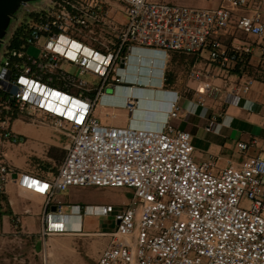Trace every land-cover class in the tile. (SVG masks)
<instances>
[{
    "label": "built area",
    "instance_id": "built-area-1",
    "mask_svg": "<svg viewBox=\"0 0 264 264\" xmlns=\"http://www.w3.org/2000/svg\"><path fill=\"white\" fill-rule=\"evenodd\" d=\"M36 1L42 3L38 8L20 5L24 17L8 27L0 44V197L14 182L19 196L37 202L44 240L68 232L104 238L96 264H264V157H247L218 172H213L215 160L197 164L190 133L168 122L179 114L180 95L168 103L159 130L106 126L92 116L99 101L111 99L125 82L134 48L166 57L207 51L223 69L246 66L253 46L227 49L219 39L233 25L257 42L263 60L261 12L233 23L234 11L245 9L248 0H220L216 8L166 0ZM202 76L190 73L202 97H217L218 89L200 81ZM252 83L247 79L235 92L246 93ZM124 106L133 110L135 102L127 98ZM17 124L51 128L69 139L50 178L41 176L38 166L19 173L11 163L8 154L27 143ZM215 124L209 119L205 130ZM248 147L240 145L243 151ZM45 157L46 151L37 159L45 162ZM72 187L126 188L132 196L121 209L73 205L65 213L58 195ZM83 217H112L116 226L85 232Z\"/></svg>",
    "mask_w": 264,
    "mask_h": 264
},
{
    "label": "crops",
    "instance_id": "crops-1",
    "mask_svg": "<svg viewBox=\"0 0 264 264\" xmlns=\"http://www.w3.org/2000/svg\"><path fill=\"white\" fill-rule=\"evenodd\" d=\"M172 3L175 0H166ZM210 7L220 5L210 2ZM258 9L264 22V7L261 0H248L245 9H239L233 13V23L243 15L251 14ZM121 20L122 17L118 15ZM223 47L253 46V53L246 66L223 69L208 58L207 51L200 55H183L170 53L168 57L158 51L134 48L129 58V67L124 71L125 82L114 89L115 97L101 99L95 106L98 111L106 116L114 117L117 124L108 126H131L137 128L161 129L165 123L168 111V103L177 99L180 95V111L176 118L170 119L169 124L179 130L190 133L194 147L193 159L197 164L215 160L213 172L233 164L239 165L245 158L264 157V64L257 42L240 33L233 25L219 35ZM68 71L75 73L76 69L64 66ZM197 70L203 76L200 81L208 82L219 91L217 97H202L199 93V82L190 78V73ZM253 83L246 93L235 92V88L242 86L247 79ZM86 79L95 81L92 75ZM132 98L135 102L134 109L124 106V101ZM92 111V116H93ZM94 117V116H93ZM99 123L98 118L94 117ZM215 118L216 124L210 132L205 130L209 119ZM101 124V123H100ZM37 131L42 141L37 149L22 145L8 154L11 163L19 173H26L32 168H40V174L44 178L54 175L66 153L69 141L63 145L48 144L44 135L52 132L51 128H35L31 125H16V130L25 135L26 130ZM64 137V136H63ZM66 138V137H64ZM255 141V144H252ZM249 145L247 150H241V144ZM46 151V161L37 158ZM49 160V161H47ZM96 187H72L65 193L58 195L64 203V212H69V207H80L98 204ZM122 190V189H121ZM118 190V191H121ZM128 193V192H127ZM129 194V193H128ZM4 204L0 226V264H17L18 247L28 243L34 252L44 251V239L41 236L43 227L42 208L37 202L27 200L18 195L16 184L11 182L6 188V194L0 197ZM128 204L125 201L120 208ZM20 206L19 211L15 207ZM55 208L51 207V211ZM18 217L15 224L12 220ZM96 217H83L81 227L84 231V221L91 224L88 219ZM78 228V226H75ZM86 232V231H85ZM76 235V234H75ZM51 240L52 246L63 241V233L54 235ZM54 252H58L53 248ZM33 254V258H34ZM27 264H32L27 252ZM57 264H68L57 262Z\"/></svg>",
    "mask_w": 264,
    "mask_h": 264
},
{
    "label": "rangeland",
    "instance_id": "rangeland-1",
    "mask_svg": "<svg viewBox=\"0 0 264 264\" xmlns=\"http://www.w3.org/2000/svg\"><path fill=\"white\" fill-rule=\"evenodd\" d=\"M219 0H214L217 3ZM168 2V1H167ZM170 2V1H169ZM210 0H175L172 3L181 6H189L194 8H205L210 7ZM42 3L40 1L28 2L29 8H38ZM16 19L12 18L10 21V29L17 26L18 22L24 17L22 7L17 10ZM28 53L36 54L34 49H29ZM93 116L98 118L102 125H114L119 121L114 119V117L106 116L105 113L98 111L96 108L93 111ZM93 117V118H94ZM95 119V118H94ZM27 138V146L37 149L40 141H42L40 134L29 129L24 132ZM48 144L51 145H63V142L69 141L68 138H64L63 135L57 132H48L44 135ZM96 193V198L98 204H110L116 209L120 208L125 201H129L132 196V189H109V188H94ZM121 190V191H118ZM129 194H128V193ZM20 206L15 207L19 211ZM88 221L91 223L86 224L87 220L84 221V231L95 232L96 230H112L115 228L116 223L112 217L110 218H90ZM44 251L34 254L31 245L26 243V245L21 244L17 249L18 256L17 264H27V252L30 254V259L34 260L32 264H57V262H63L68 264H96L100 252L105 248L106 241L102 237L98 236H83L75 235L72 232L63 234V241L58 243V245L52 246L51 240H44ZM53 248L59 250L54 252ZM34 254V258L32 257Z\"/></svg>",
    "mask_w": 264,
    "mask_h": 264
},
{
    "label": "water",
    "instance_id": "water-1",
    "mask_svg": "<svg viewBox=\"0 0 264 264\" xmlns=\"http://www.w3.org/2000/svg\"><path fill=\"white\" fill-rule=\"evenodd\" d=\"M36 0H0V44L2 38L5 36L6 31L9 27L10 21L14 18L15 13L21 4L34 2ZM124 60H121V68H124ZM16 177V174H13V178Z\"/></svg>",
    "mask_w": 264,
    "mask_h": 264
},
{
    "label": "trees",
    "instance_id": "trees-1",
    "mask_svg": "<svg viewBox=\"0 0 264 264\" xmlns=\"http://www.w3.org/2000/svg\"><path fill=\"white\" fill-rule=\"evenodd\" d=\"M21 34V30H18L17 32H16V34H15V36L17 37L18 35H20ZM2 204H4V202H3V200L0 198V226H1V220H2V217H3V215H5L6 213H5V210H3L4 208V205H2Z\"/></svg>",
    "mask_w": 264,
    "mask_h": 264
},
{
    "label": "clouds",
    "instance_id": "clouds-1",
    "mask_svg": "<svg viewBox=\"0 0 264 264\" xmlns=\"http://www.w3.org/2000/svg\"><path fill=\"white\" fill-rule=\"evenodd\" d=\"M163 55V54H162ZM163 57H166L165 55H163ZM112 97H115V92L113 91L112 92V95H111ZM103 99H107V97L105 96V97H103Z\"/></svg>",
    "mask_w": 264,
    "mask_h": 264
}]
</instances>
